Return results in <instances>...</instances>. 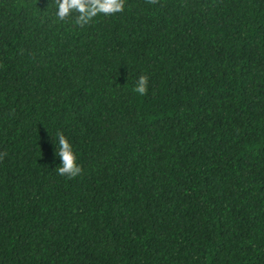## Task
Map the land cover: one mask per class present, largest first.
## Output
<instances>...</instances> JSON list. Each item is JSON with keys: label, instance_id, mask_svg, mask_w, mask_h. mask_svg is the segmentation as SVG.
<instances>
[{"label": "trees", "instance_id": "obj_1", "mask_svg": "<svg viewBox=\"0 0 264 264\" xmlns=\"http://www.w3.org/2000/svg\"><path fill=\"white\" fill-rule=\"evenodd\" d=\"M56 10L0 0V264H264V0Z\"/></svg>", "mask_w": 264, "mask_h": 264}, {"label": "clouds", "instance_id": "obj_2", "mask_svg": "<svg viewBox=\"0 0 264 264\" xmlns=\"http://www.w3.org/2000/svg\"><path fill=\"white\" fill-rule=\"evenodd\" d=\"M54 3L57 9L55 15L59 21L72 22L80 28L90 25L98 17H112L123 13L126 7V0H54ZM147 3L158 4L159 0H147ZM133 91L139 96H147L149 77L141 75L135 82ZM53 143L56 147L55 154L61 160L60 166L56 168L58 174L69 179L80 176L83 166L79 163L73 144L63 131L56 133ZM6 156V152L0 153V160Z\"/></svg>", "mask_w": 264, "mask_h": 264}]
</instances>
